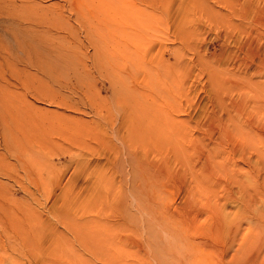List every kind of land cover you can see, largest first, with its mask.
I'll list each match as a JSON object with an SVG mask.
<instances>
[{"label": "rangeland", "instance_id": "374dc122", "mask_svg": "<svg viewBox=\"0 0 264 264\" xmlns=\"http://www.w3.org/2000/svg\"><path fill=\"white\" fill-rule=\"evenodd\" d=\"M0 11L12 26L22 15L29 51L0 58V264H28L34 217L51 236L63 234L57 215L144 206L179 233L182 264H264L244 232L219 237L232 249L203 244L217 213L223 230L246 220L219 171L202 195L193 177L207 150L221 154L215 94L264 93V0H0ZM0 39L12 45L1 25Z\"/></svg>", "mask_w": 264, "mask_h": 264}, {"label": "bare ground", "instance_id": "6f19581e", "mask_svg": "<svg viewBox=\"0 0 264 264\" xmlns=\"http://www.w3.org/2000/svg\"><path fill=\"white\" fill-rule=\"evenodd\" d=\"M7 8H10V5ZM15 9L18 10L19 7ZM12 11L14 13L13 9ZM15 15L18 22L15 23L16 26L11 24L10 26L9 22L15 20L14 14L0 11V25L3 26V33L7 39H10L7 42H12V45H6L2 42L3 40L0 41V58L4 60L10 57L13 60V57L16 59L17 55L25 56V53L29 55V51H26V43L24 44L27 40L24 41L23 36L27 32L23 33L24 27L20 28L21 25H19L23 20L21 19L22 15L17 12ZM77 15L80 14L77 13ZM14 44H16L15 48ZM10 46H13V49ZM28 55L26 56L28 57ZM16 62L18 64L19 61ZM13 64L15 63L9 64L10 67ZM18 65L21 67V64ZM220 96L216 97V94L214 96L216 106L211 102L210 104L213 110L217 108L221 111L217 122L219 126L218 140L215 143L216 150L219 153L221 151V154L212 156L209 150L206 155L201 152L207 162V165L204 166L207 167H204L203 171L200 168L194 172L193 177L196 185L194 188L197 195L207 192L210 182L209 175L219 171L220 175L226 178L224 200L231 202L233 193L239 195L238 210L242 213L241 217L246 220V223L238 224L233 229L234 231L228 228L223 230L220 224L226 221L227 217L224 218L216 211L217 219L214 218L216 220L212 221L213 224L209 225L210 220H207L209 226L204 230L206 243H201L211 244L210 247L213 244V248L219 246L221 251L225 248L232 249V242L224 247L225 244L218 243L219 237L229 232V234H235L236 238L244 232V235H248L250 238L251 245L264 249V129H260V126L264 124V93L262 91L241 93L236 99L226 95ZM208 132L207 139L212 135L210 131ZM192 142L195 149H199L201 144L198 137L192 138ZM219 149L222 150L219 151ZM234 157L240 160L244 168L241 169L239 164L233 160ZM211 195H209L210 199ZM202 201L205 203L204 199ZM209 206L211 207L210 203ZM138 209H134V212L104 211L96 212L94 215L54 216V220L60 225L63 234L65 232L70 237L66 234L54 233V231V234L51 236L46 234L48 235L46 237L43 234L44 230L43 232L39 230V226L49 221L34 217L30 220L21 239L26 261L28 264H94L90 260H86V256L89 254L95 262H98L97 264H170V259L172 264H182L179 233L168 226L166 214L159 208L146 209L144 206L143 209L139 207ZM212 209L214 208L211 207ZM211 212L213 211L208 213ZM213 214L211 213V215ZM205 238H201V240H205ZM242 244L240 243L238 247L241 248Z\"/></svg>", "mask_w": 264, "mask_h": 264}]
</instances>
